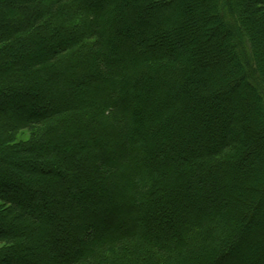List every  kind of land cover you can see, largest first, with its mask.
I'll use <instances>...</instances> for the list:
<instances>
[{
    "label": "trees",
    "instance_id": "16d2710c",
    "mask_svg": "<svg viewBox=\"0 0 264 264\" xmlns=\"http://www.w3.org/2000/svg\"><path fill=\"white\" fill-rule=\"evenodd\" d=\"M93 1L0 0V264H264V0Z\"/></svg>",
    "mask_w": 264,
    "mask_h": 264
},
{
    "label": "rangeland",
    "instance_id": "374dc122",
    "mask_svg": "<svg viewBox=\"0 0 264 264\" xmlns=\"http://www.w3.org/2000/svg\"><path fill=\"white\" fill-rule=\"evenodd\" d=\"M93 1V0H92ZM94 2V1H93ZM0 15H2V16H4V18H1V16H0V21L1 22H6L5 21V18H7L6 20H12L13 19V17L11 16V14L10 13H8V12H4L3 10H1L0 11ZM263 27H264V25H262ZM231 42H233V41H231ZM237 53H238V56H239V60H240V62H241V66H242V68H244L245 67V57H244V55L242 54V49L241 48H239L238 49V51H237ZM232 62H233V59H230ZM230 74L232 75L230 78H231V81H234L236 78H238L240 75H241V68H235L234 67V69L232 70V71H230ZM259 76H257V74H254V78H250V81L252 82V83H254V84H256V86H258L259 84H260V79L258 78ZM125 82V80H124V78L123 77H121V80H120V83L121 84H123L124 86H125V84L126 83H124ZM235 82V81H234ZM262 85V87L264 88V86H263V84H261ZM239 91H241V90H239ZM220 105V104H219ZM34 106V105H33ZM12 107H15L14 109L17 111V113L19 114V115H24L25 116V113H24V108L23 107H21V106H18V105H12ZM227 109V108H226ZM225 122V121H224ZM222 127H223V130L224 131H226L227 130V128H229V127H231V128H235V133H240V129H239V127L237 126H235V122H234V120H233V117L231 118V116H230V120H228L226 123H223V125H222ZM22 137L24 138V137H28V134L27 133H25L24 135H22ZM15 163V165H12L11 167L10 166H8L7 168H8V170L7 171H10V172H15L16 174H19V175H21L22 177H25V175H24V173L22 172V171H20V169H19V167H18V161L17 162H14ZM263 182H264V179H263ZM0 189H2V187H0ZM2 192V191H1ZM31 203L33 204V205H35V206H37V209L39 210L40 209V207L42 206V207H46L47 209H49V207H47V206H45V203H43L42 202V200H41V198H40V196H37V198H35V200H33V201H31ZM261 212H264V208H262L261 210H260ZM257 217L258 218H260L261 217V215H259V214H257ZM119 226H122V224H120V221H119V223H117ZM106 225H103V227H105ZM104 232H108L107 230H105L104 231V228H102V231H101V233H104ZM50 238V237H49ZM2 246H3V244H1ZM249 252V250L248 249H244V252H243V254L245 255V254H247ZM44 253V255H46V253L45 252H43ZM73 254V253H72ZM74 254H76V253H74ZM73 254V255H74ZM44 255L42 256V255H40V254H36V255H34V257L37 259V260H40V261H42V259H45V257H44ZM260 262V261H259ZM262 262V261H261ZM260 262V263H261Z\"/></svg>",
    "mask_w": 264,
    "mask_h": 264
}]
</instances>
